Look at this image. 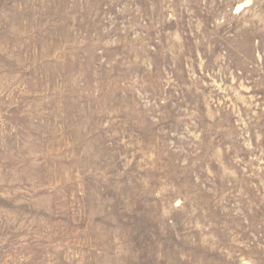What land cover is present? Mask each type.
I'll list each match as a JSON object with an SVG mask.
<instances>
[{
    "label": "rangeland",
    "instance_id": "obj_1",
    "mask_svg": "<svg viewBox=\"0 0 264 264\" xmlns=\"http://www.w3.org/2000/svg\"><path fill=\"white\" fill-rule=\"evenodd\" d=\"M0 264H264V0H0Z\"/></svg>",
    "mask_w": 264,
    "mask_h": 264
}]
</instances>
